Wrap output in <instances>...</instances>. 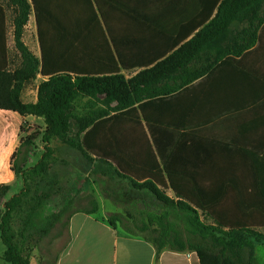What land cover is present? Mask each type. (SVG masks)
I'll list each match as a JSON object with an SVG mask.
<instances>
[{
  "label": "trees",
  "instance_id": "obj_1",
  "mask_svg": "<svg viewBox=\"0 0 264 264\" xmlns=\"http://www.w3.org/2000/svg\"><path fill=\"white\" fill-rule=\"evenodd\" d=\"M116 1L7 0L17 8L13 39L21 60L12 71L5 38L6 9L0 4V109L42 118L45 126L44 153L24 182L45 172L46 158L53 154L49 144L56 139L90 164L89 175L101 181L109 199L140 201L154 209L159 221L172 215L191 233L209 238L220 248L212 254L203 246H167L165 233L155 239L142 236L157 254L163 249L191 250L200 264H242L243 248L254 249L252 241H264V235L253 231L264 227V117L226 138L210 133L213 121L209 118L197 115L196 119L164 121L161 111L165 101L207 77L218 64L256 46L264 26V0H221L215 16L199 25L188 41H178V48L166 57L123 53L126 45L147 42L118 37L112 25ZM33 14L40 58L22 42ZM194 62L200 67H191L189 75H184ZM136 70L131 77L124 74ZM176 74L178 84L162 86ZM37 75L42 81L36 102H22L24 86ZM81 100L87 104L83 113L77 110ZM258 128L263 130L257 133ZM39 135L21 137L11 162L21 146H31ZM11 171L23 176L12 164ZM10 189L0 184V197ZM164 189L171 190L174 198ZM22 192L0 202L1 259L9 264H29L26 229L13 227L17 213L28 204ZM97 209L94 203L92 210L75 212L93 214ZM198 211L216 227L204 225ZM27 217L31 218L29 212ZM106 222L117 228L113 218Z\"/></svg>",
  "mask_w": 264,
  "mask_h": 264
},
{
  "label": "crops",
  "instance_id": "obj_2",
  "mask_svg": "<svg viewBox=\"0 0 264 264\" xmlns=\"http://www.w3.org/2000/svg\"><path fill=\"white\" fill-rule=\"evenodd\" d=\"M220 1L117 0L113 8L112 25L122 40L130 41L136 38L147 42L142 45H126L124 54H161L166 57L178 48L176 46L178 41H183L182 43L188 41L198 31L196 29L199 25L207 23L215 16ZM2 2L0 1V4L6 9ZM5 13V38L11 70L10 50L11 46H14V27L13 22L9 20L7 10ZM31 16L34 21L38 55L25 43ZM143 26L149 29L145 30ZM262 33H264V26L259 31L260 35ZM22 42L35 57H41L34 14L29 16L24 27ZM15 52L14 55L16 54L17 59L20 60L16 49ZM191 67L196 70L200 64L194 62L186 69ZM137 71L130 73L134 75ZM130 73L124 72L125 76ZM260 73L264 79V46L259 47L257 43L241 57L235 60H224L207 77L195 80L186 91L175 94V97L165 101L161 117L164 121L188 120L197 115L202 120L209 118L213 121L211 122L213 124H210L212 129L210 133L225 136L223 130L228 119L239 121L250 118L246 109L249 108L250 95L258 94V90L255 89L260 87L256 83ZM185 75L188 76L187 72ZM37 78H40V82L42 81L40 75H37ZM179 79V74H176L163 81L162 86H175ZM38 85L33 91L27 88L28 85L24 86L20 96L22 102H36ZM263 117L264 115H260L259 118L236 124L232 127L234 135L241 133L240 130L246 125L248 130L250 122ZM38 120L42 118L31 115L21 116L16 112L0 109V184L10 185L15 180V175L11 171V156L25 134L21 127L26 123L32 125ZM262 130L258 128L257 133ZM52 142L53 139L50 141V146ZM106 219V216L98 218L94 214L85 212L72 213L68 219V239L56 258L55 264H200L196 253L191 250L163 249L157 254L151 242L140 235H131L123 230L113 229L107 224Z\"/></svg>",
  "mask_w": 264,
  "mask_h": 264
},
{
  "label": "rangeland",
  "instance_id": "obj_3",
  "mask_svg": "<svg viewBox=\"0 0 264 264\" xmlns=\"http://www.w3.org/2000/svg\"><path fill=\"white\" fill-rule=\"evenodd\" d=\"M5 5L9 20L13 22L17 8L13 3L0 0ZM25 43L32 48L38 55L37 44L35 39L34 21L31 16ZM259 47L264 46V33L260 35L258 40ZM257 45V44H256ZM14 46H11L10 61L11 70L19 67L20 61L15 54ZM193 70V68H192ZM189 75V69L186 70ZM183 73L184 75L186 74ZM127 77L133 74H126ZM210 76V75H209ZM209 77L207 78V80ZM40 83V78L30 82L27 86L29 90H34ZM258 94L250 95L249 108L247 115L250 118H259L264 115V79L260 73V78L256 82ZM87 107L85 100L77 103V110L83 113ZM244 111V112H246ZM235 118V117H233ZM248 119L234 120L228 119L223 132L226 138L235 137L234 127L236 124ZM44 122L38 120L26 123L21 128L24 131L23 139L29 135H35L36 140L31 146H21L13 161L11 162L14 169L23 173V176H15V180L9 186L10 191L0 202L9 201L14 195L22 192L24 196L22 200H26L28 204L22 206V213L18 212V217L14 219V229H26L28 235L27 245L25 246V255L29 260V264H55L56 258L60 254L63 246L66 244L67 235V219L69 215L79 210H92L94 203H97L98 209L93 214L95 217H107L116 220L117 229L126 230L133 234L145 236L147 238H157L160 233H165L167 238L165 242L167 246H203L208 252L217 254L220 248L209 238H202L197 234L189 231L186 225L174 216L161 217L154 209L140 201H132L120 198V201L109 199L103 185L94 175H89L90 164H88L75 150L63 145L58 140L53 139L51 148L52 155L46 158V170L41 177L31 176L24 182L28 171L36 165L44 153V145L42 143V132ZM212 132V129L210 130ZM233 132V134H232ZM25 137V138H24ZM28 149V154L26 153ZM165 194L174 198V194L169 189H164ZM120 197V196H119ZM25 201V202H26ZM16 212L21 210L16 208ZM26 213H23L24 210ZM28 212L31 218L28 219ZM200 221L207 226L216 227L214 221L208 216L198 211ZM253 231L257 234L264 235V227H255ZM254 249L243 248L240 254L242 264H264V241L257 243L252 241ZM4 246L0 240V264H9L1 259Z\"/></svg>",
  "mask_w": 264,
  "mask_h": 264
}]
</instances>
